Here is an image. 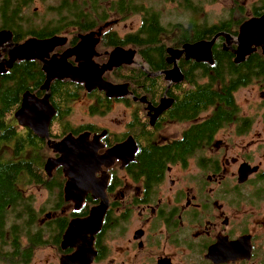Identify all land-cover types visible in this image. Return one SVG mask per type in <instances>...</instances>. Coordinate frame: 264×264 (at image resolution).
<instances>
[{
    "label": "flooded vegetation",
    "instance_id": "af4514ba",
    "mask_svg": "<svg viewBox=\"0 0 264 264\" xmlns=\"http://www.w3.org/2000/svg\"><path fill=\"white\" fill-rule=\"evenodd\" d=\"M119 1L104 0L107 2L105 6L110 7L112 12L118 11L123 15L134 13L129 12L128 0L123 11L114 8ZM146 1L150 0L128 3L135 9L136 4L144 6ZM78 2L96 16V22L88 25L86 21L76 19L74 25L68 28L69 32L79 29L75 43L70 44L67 32L45 37L26 35L22 40L15 41L11 29L0 27V31L11 30L14 43L54 36L66 37V43L56 46L51 53L58 58L79 44L95 41L90 54L92 60L99 64L106 63L118 47L135 51L133 63L114 67L104 74L113 83L126 84L129 93L122 97H109L98 88L88 90L84 83L74 81L82 85L78 97L84 92L91 99L88 111L92 115H99L93 114L91 107L102 105L100 95L110 99L108 110L103 115L115 111L117 107L121 108L119 130L113 129L111 125L103 127L92 122L73 125L69 120L72 110L59 120L56 113L50 124V134L52 129L63 134L56 140L68 134L78 137L85 132H89V138L93 140L95 135L106 131L100 138L103 145L98 152L108 157L99 163H91L88 169L94 173L93 180L105 186V193L102 196L93 194L90 189L85 190L78 208L76 201L66 200L65 188L69 177L65 166L61 164L50 173L47 171L48 159L61 156L47 144L54 155L47 157L44 154L43 164L49 180L46 186L41 187L47 191H58L55 201L57 210L62 204L69 205L71 209L68 214L62 211L51 218L50 213L47 214L49 219L45 224L36 220L30 234L40 230L41 240L35 241V247L21 249V252L29 249L27 258L17 259L21 260V264H38L33 261L37 249L50 245V249L55 248L57 253L51 259H39L40 263L64 264L66 255L73 254L81 246H87L92 256L83 264H264V78L255 74L247 84L240 86L233 85L231 75L227 77L222 72L201 74L197 70L193 73L194 62L204 64L206 69L213 66L216 63L213 54L212 62L181 56L177 64L183 78L170 81L166 78V71L172 69L175 63L170 61L167 48H180L183 44L175 46L173 42L174 45H166L164 68H157L154 64L148 67L147 59H158L145 57L133 44H104L111 33L122 38L128 33L118 32L116 27L120 24L110 22V15L106 16V8L99 0ZM32 7L33 4L27 10L24 8L26 12L22 14L23 19L32 25L42 26L48 20L49 6L43 12L32 11ZM100 15L105 18L100 19ZM256 16L260 15L249 18ZM141 23L133 30H138ZM92 33L94 35L90 38ZM233 36L237 38L238 34ZM230 44L224 39L223 49L233 52L228 46L236 47V43ZM7 48H2V58H8ZM256 52L262 53L264 59L262 47L252 54ZM77 56L70 55L68 60L79 65L81 60ZM225 65L223 61V72ZM125 66L139 68L140 77L136 80L127 75L121 78L125 76ZM199 67L197 64L194 68ZM119 75H122L121 80L118 79ZM214 75L224 77L211 83ZM197 84L212 87L201 88L200 94L192 95ZM250 86L259 91V98H254L258 102L243 104L251 95L240 94V90ZM27 92L37 95L32 91ZM193 101H200L195 109ZM163 102L168 106L156 112L154 108H159ZM194 126L201 127L196 130V134L190 135ZM120 145L122 151L116 150ZM149 147L168 148L163 154L166 159L163 171L157 176L153 175L155 170L148 167L151 163L147 160H151L146 148ZM84 178L82 175L76 181ZM92 187L99 188L97 185ZM102 200L107 202V209L100 229L92 232L85 227V231L79 232L77 241L65 243L67 246L64 247V234L71 220L87 217L91 208Z\"/></svg>",
    "mask_w": 264,
    "mask_h": 264
},
{
    "label": "trees",
    "instance_id": "16d2710c",
    "mask_svg": "<svg viewBox=\"0 0 264 264\" xmlns=\"http://www.w3.org/2000/svg\"><path fill=\"white\" fill-rule=\"evenodd\" d=\"M131 1L135 0L127 1L131 9L129 12L141 14V27L134 32H129L123 38L111 33L104 44L119 42L133 44L145 57L157 58L158 60L147 59L148 67L154 64L157 68L165 67L167 40L173 41L175 46H180L186 42L211 39L221 31L237 35L239 27L249 16L264 13V0H255L250 6H246L242 0H233L234 4L230 10H226L225 17L219 19L218 22L209 23L206 19L199 20L203 0H178L182 9L190 12V20L187 24H163L160 10L153 6H141L140 3L136 4L134 9L128 3ZM33 2L34 0H0V27L11 29L15 41L22 40L26 35L45 37L67 32L70 35V44H72L77 40L75 35L79 29L69 32L68 28L74 25L76 19L86 21L88 25H94L96 22V16L86 11L78 0H56L48 7L49 19L46 23L42 26L32 25L23 19L22 14H25V10L30 8ZM118 5L114 8L123 11L122 9L126 8V0H120ZM92 7L95 8V5L93 4ZM104 18L100 15V19ZM224 39L225 37L220 36L214 46L213 54L216 63L206 69L204 64L194 62L193 73L197 70L201 74L222 72L227 77L231 75L233 85L240 84V86L247 84L255 74L264 78L262 53L256 52L243 63H237L233 59L235 58L234 52L223 49ZM223 61L226 63L224 72L221 69ZM197 64L200 67L194 68ZM151 69L154 70V68ZM123 73L125 76L119 75V80L121 76L123 78L126 75L135 80L140 77L139 68L135 66L123 67ZM224 75L221 77L214 75L210 82L215 83ZM45 80L46 74L42 63L38 60H18L7 72L0 73V264H21V260L17 257L27 258L29 252V249L25 252H21V249L35 247V241L41 240L40 230L33 235L30 234L37 220V212L32 196L26 191L32 184L43 186L48 184L49 178L43 163L44 154L49 148L46 139L38 137L29 128L21 126L15 114L21 107L23 96L27 91L41 96L45 94V90L42 89ZM197 85L192 95L200 94L201 88L212 87V85ZM80 86L82 85L70 79H56L51 83L50 98L58 110L57 120L72 110L70 103L78 97ZM99 98L102 105L92 106L91 110L93 114L103 115L108 110L107 104L110 103V99L105 95H100ZM106 100L107 102L104 103ZM199 104L200 101H193V109ZM199 127L201 126H194L190 135L196 134ZM51 136L59 139L63 134H58L57 130L52 129ZM167 149V147L146 148L151 160H147L151 163L148 167L155 170L153 174L155 176L163 171V164L166 161L163 154L167 152Z\"/></svg>",
    "mask_w": 264,
    "mask_h": 264
},
{
    "label": "water",
    "instance_id": "95a60500",
    "mask_svg": "<svg viewBox=\"0 0 264 264\" xmlns=\"http://www.w3.org/2000/svg\"><path fill=\"white\" fill-rule=\"evenodd\" d=\"M93 35L92 33L89 37L91 38ZM220 36L225 37L229 45L232 42L236 43V47H228L233 50L235 61L238 63L244 61L258 47H262L264 53V14L245 20L239 27L236 39L232 34L221 31L211 39L186 42L180 48L168 47L169 59L175 63V66L166 71V78L170 79V81L182 80V72L177 61L183 55L187 58L192 57L197 61L207 60L212 62L214 45ZM66 41V37L54 36L47 39H30L22 43H14L10 31H0V58L2 56V46L6 45L9 47L8 58L0 60V73L7 72L18 60L38 59L43 63V69L47 73V78L42 88L47 91L46 94L43 97H39L31 92H26L23 96L21 107L15 116L21 126L29 127L37 136L47 139L48 146L53 151L61 154L60 157L49 158L46 169L50 173L59 164L65 166L66 175L69 177L65 188L66 200L76 201V208H78L87 189L92 190L93 194L104 196L105 186L97 181L95 182L93 180L94 173H90L88 169L94 163H99L108 157V155H100L98 152L99 148L103 145L100 138L105 135L106 131L95 135L93 140L89 138V132H85L78 137L68 134L61 140L53 139L50 134V124L57 110L49 98L51 82L57 78L61 80L71 79L72 81L84 83L88 90L98 88L106 92L109 97H122L129 93L128 86L122 83H113L107 80L104 74L114 67H119L125 63H133L135 51L118 47L110 54V58L106 63L99 64L92 60V55L90 54V50H92L95 41L89 44H79V46L67 50L62 58L51 55L56 46L63 45ZM238 42L239 45L237 44ZM73 54L78 55V60H81L79 65H74L68 60V57ZM170 73H174L175 78ZM167 106L168 104L164 105L163 102L159 108H154V110L160 112ZM116 148V150L122 151L121 145ZM82 175L85 178L81 181H76ZM92 185H97L99 188H93ZM106 209L107 202L102 200L100 204L91 208L87 217L72 219L64 234L65 242H63V246L66 245L65 243L77 241L79 234L85 231L83 229L84 227L92 226V230L87 231L96 232L99 230ZM68 236L69 238L67 239L66 237ZM86 247L81 246L73 254L66 255L64 257V264H83L85 260H89L92 253L91 249L88 247L86 249Z\"/></svg>",
    "mask_w": 264,
    "mask_h": 264
},
{
    "label": "rangeland",
    "instance_id": "374dc122",
    "mask_svg": "<svg viewBox=\"0 0 264 264\" xmlns=\"http://www.w3.org/2000/svg\"><path fill=\"white\" fill-rule=\"evenodd\" d=\"M100 4L104 6L106 9V16L110 15V22L119 23L116 27L120 34H126L129 32H133L134 28H136L141 23V15L137 13H127V15H123L118 11L110 10V7H106L104 0H99ZM246 6H250L252 2L255 0H242ZM56 0H45L40 1L36 0L33 3L32 11H40L43 12L47 6L51 3H55ZM113 3V2H112ZM181 3L178 0H150L146 1L145 5L153 6L156 9L160 10L161 19L163 24L167 23H185L187 24L190 20V12L187 10L182 9ZM203 7L202 13L200 14L201 19H206L209 23L218 22L219 19L225 17L226 10H230L233 6V0H203L202 2ZM112 5V4H111ZM110 5V6H111ZM36 8V9H35ZM49 19V15H48ZM116 21V22H114ZM133 23V25H132ZM128 24V26H127ZM70 38V35H69ZM236 39V37H235ZM167 44L172 45L173 41L167 40ZM5 49V48H4ZM3 49V50H4ZM8 51V48L6 49ZM3 59V58H2ZM259 91H257L253 86L243 88L240 90V94L251 95L247 98V100L243 101L244 103H255L258 100H254V98H259L258 95ZM91 99L86 93H82L77 100L72 103V113L69 116V120L73 125H79L81 123L92 122L99 126H107L111 125L113 129L119 130V121L121 120L120 112L121 108L115 107L116 110L108 113L106 115H92L88 111V104L90 103ZM71 104V103H70ZM54 153L49 149L46 152V156H52ZM40 184H32L30 188L27 189V194L32 196L33 198V205L37 212V220L41 224H45V221L49 219L47 214L50 213V218L56 215L61 214L62 211H65L64 214H68L70 211V206L67 204H62L60 208L57 210L55 208V201L58 198V191L53 189L51 191H47L46 189L41 187ZM52 192V193H50ZM50 245L41 246L37 249L33 261L37 262L38 264H46L40 263L39 259H51L52 256H55L56 249H50ZM6 264V263H5ZM31 264V263H29Z\"/></svg>",
    "mask_w": 264,
    "mask_h": 264
},
{
    "label": "bare ground",
    "instance_id": "6f19581e",
    "mask_svg": "<svg viewBox=\"0 0 264 264\" xmlns=\"http://www.w3.org/2000/svg\"><path fill=\"white\" fill-rule=\"evenodd\" d=\"M6 30H7V29H6ZM10 31H11V30H10ZM237 44L239 45V42H238ZM5 46H6V45H4V46H2V47H5ZM1 58H2V56H1ZM170 75H172V76L175 78V74H174V73H170ZM83 225H84V224H83ZM89 226H90V224H89ZM91 227H92V226H90V227H88V226H87V227H86V230H88V229L90 230V229H91ZM80 229H81V228H80ZM83 229H85V227H84ZM80 231H81V230H80ZM66 238L68 239V238H69V236H68V237H66Z\"/></svg>",
    "mask_w": 264,
    "mask_h": 264
}]
</instances>
